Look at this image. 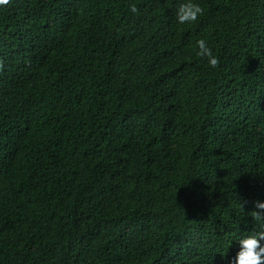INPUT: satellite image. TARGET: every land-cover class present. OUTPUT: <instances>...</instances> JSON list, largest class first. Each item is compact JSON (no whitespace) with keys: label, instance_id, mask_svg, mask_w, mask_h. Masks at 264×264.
<instances>
[{"label":"trees","instance_id":"1","mask_svg":"<svg viewBox=\"0 0 264 264\" xmlns=\"http://www.w3.org/2000/svg\"><path fill=\"white\" fill-rule=\"evenodd\" d=\"M183 2L0 5V264H231L259 230L264 0Z\"/></svg>","mask_w":264,"mask_h":264},{"label":"clouds","instance_id":"2","mask_svg":"<svg viewBox=\"0 0 264 264\" xmlns=\"http://www.w3.org/2000/svg\"><path fill=\"white\" fill-rule=\"evenodd\" d=\"M8 3L9 0H0V5ZM130 10L133 13L139 11L134 4L130 6ZM203 13L204 9L195 0H185L177 8V22L181 25L195 23ZM195 54L202 59H207L209 66L213 68L219 65L218 58L213 54L212 49L208 47L204 39L196 41ZM248 214L254 222H257L259 230H254L238 240L240 250L231 264H264V245L261 243V241H264V202L256 201L255 210Z\"/></svg>","mask_w":264,"mask_h":264}]
</instances>
